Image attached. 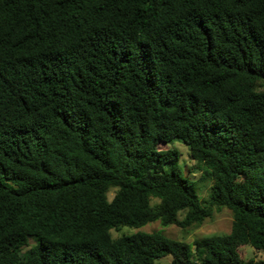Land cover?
Returning <instances> with one entry per match:
<instances>
[{
    "label": "trees",
    "instance_id": "obj_1",
    "mask_svg": "<svg viewBox=\"0 0 264 264\" xmlns=\"http://www.w3.org/2000/svg\"><path fill=\"white\" fill-rule=\"evenodd\" d=\"M224 208L231 231L192 243L111 233ZM246 245L264 250V0H0V264H264Z\"/></svg>",
    "mask_w": 264,
    "mask_h": 264
},
{
    "label": "rangeland",
    "instance_id": "obj_2",
    "mask_svg": "<svg viewBox=\"0 0 264 264\" xmlns=\"http://www.w3.org/2000/svg\"><path fill=\"white\" fill-rule=\"evenodd\" d=\"M174 144L176 147H178L181 150L182 157H181V163L180 166L182 168L183 174L186 176L187 173L192 175L193 180L198 179L201 177V172L195 168V161L190 157L189 155V148L188 146L179 141L174 140ZM195 169H194V168ZM192 169L195 172H192L193 174L189 173V169ZM202 186H201V185ZM210 182L209 181H202L201 183L196 184V191L198 195L203 199L207 197V191L209 189ZM115 193V190H111L109 192V197L112 199L113 195ZM232 221H233V215L231 211L227 208H224L220 211H216L213 218L206 220L202 225L198 227H190L187 229H183L177 225H170V226H163L160 221L148 223L145 226H142L140 228H134L129 226H123L120 229H112L111 233L114 238L123 235V234H133L138 231H156V230H162L164 231L168 236L183 240L189 243H192L195 239H199L205 236H212L217 234H224L229 233L231 231L232 227ZM34 240H30V244H34ZM240 254L243 256V258L249 260H264V250H256L250 245L243 246L239 248ZM153 264H172V256L166 255L157 261H155Z\"/></svg>",
    "mask_w": 264,
    "mask_h": 264
}]
</instances>
